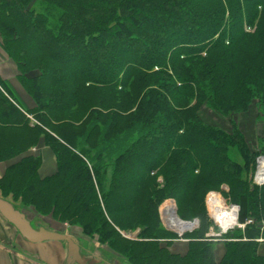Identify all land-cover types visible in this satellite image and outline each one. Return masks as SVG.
<instances>
[{"label": "trees", "instance_id": "trees-1", "mask_svg": "<svg viewBox=\"0 0 264 264\" xmlns=\"http://www.w3.org/2000/svg\"><path fill=\"white\" fill-rule=\"evenodd\" d=\"M0 39L32 104L0 77V162L39 142L55 158L46 177L40 156L10 164L2 199L12 191L128 264H264L253 241L223 243L215 262L199 231L171 253L176 236L157 212L171 198L197 213L203 192L225 184L240 222L264 221V186L250 180L264 153L252 158L236 127L198 115L204 103L227 115L253 101L264 113V0H0ZM257 201L260 214L244 212ZM133 229L138 240L120 234ZM259 235L257 225L234 233Z\"/></svg>", "mask_w": 264, "mask_h": 264}, {"label": "rangeland", "instance_id": "rangeland-1", "mask_svg": "<svg viewBox=\"0 0 264 264\" xmlns=\"http://www.w3.org/2000/svg\"><path fill=\"white\" fill-rule=\"evenodd\" d=\"M245 30L247 33H252L254 31L253 28H246ZM1 41V39H0ZM245 56L247 57L249 55V52L247 50H244ZM243 51V53H244ZM242 53V55H243ZM8 64H13L15 67V64L10 60V58L6 55V53L3 51V49L0 46V74L5 75L7 73V70H5L3 67L7 66ZM243 65V64H242ZM13 67V68H14ZM15 75L14 77L10 78L11 83L15 86V89L19 92V94L26 100V103L29 107L32 106L31 103H28L27 96L22 92V88L18 83L15 81V76L17 74V70L15 67ZM32 74V73H28ZM80 86L76 83L69 85L70 88ZM82 86V85H81ZM194 103V102H193ZM199 119L203 124L206 125H213L217 128H220L224 130L225 132H232V128L236 127L237 130L243 135V138L245 142L248 145L249 151L251 154H253L252 158H255V156L258 153H264V150L262 149V144L264 142V113L263 109L260 105H258L255 101L249 103L245 106L244 109H241L236 112H230L227 115H223L221 112L217 111L215 108L211 107L209 104L204 103L198 112ZM28 119L31 123H35L31 116H28ZM35 155L40 156L41 158V164L42 168H46V172H41L42 176L50 175L49 172L50 168L54 169V159H53V153L51 152L50 148L45 146L42 142L37 143L36 146H28L25 147L24 151L21 152V155L7 161L0 162V174L4 173L6 168L17 161L22 156L26 155ZM230 156L233 160L240 161V158L237 153L230 150ZM53 163V166H52ZM247 166L243 167L242 173L246 172ZM39 171V170H38ZM242 178H244V175H242ZM216 189H206L203 192L202 196V208L197 213H189L184 214L182 212V209L178 212L177 204L176 202L171 198H164L161 200V202L157 206V212L159 216L160 223L162 224V228H165L168 233L173 235L174 237L177 234V230H179L178 233L187 235L186 237H189L191 234L195 233L196 231H199V233L202 234L203 239L209 236V234H212L213 232L218 233V227L214 225L212 222V219L210 217V212L207 207V195L210 192H215L220 195V197L226 202L230 203L228 201L229 197L225 194L228 192V187L224 184L220 187V189H217L216 191H211ZM209 191V192H208ZM13 192H6L4 195V199H6L8 202H10L13 207H15L17 210L21 211L25 214L26 218L31 222V225L34 228H45L49 231H55L62 234L71 235L76 241L78 246L80 247V251L84 254L86 258L93 259L96 264H128L126 260L123 259L120 255L112 252L109 248H107L104 244H101L97 242L95 239H92L90 237H85L81 234L79 228L77 226L68 225L67 223H62L57 221L56 219L52 218L50 215H42L37 214L31 208L30 206L25 205V202L22 201L19 197H13ZM1 191H0V198H1ZM230 200V199H229ZM169 203V204H168ZM254 205L253 208H251ZM167 206V207H166ZM166 207L169 212L171 211L174 217L175 224L173 227V224H169V222H164V210L163 208ZM175 207V208H174ZM173 208V209H172ZM244 212H249L248 214H260L262 211V203H259L258 201L255 203H252L250 205H246L243 207ZM170 212V213H171ZM204 217L208 218L209 225L207 224L206 227L202 229L201 226V219ZM1 218V216H0ZM2 219V218H1ZM3 220V219H2ZM166 223V224H165ZM193 223L195 225V229H193L190 233L186 232L189 229H192ZM164 226V227H163ZM216 227V229H214ZM181 228V230H180ZM171 229V230H170ZM212 229V230H211ZM215 231H214V230ZM138 233L139 229H133V230H127L124 232H120L124 238H126L129 241L138 240ZM183 235V236H184ZM262 238L264 239V232L262 233ZM175 240H172L171 246L169 247V251L171 253H175L180 251V247H184L187 250V244L184 242V239L192 240L189 238L183 237L182 239L174 238ZM201 239V240H203ZM255 239V238H251ZM196 240V239H194ZM23 239L19 237L18 241L15 243V247L19 248L22 246ZM255 242V241H254ZM213 247H217L218 245L225 249V246L222 242H211ZM162 246H165V243H162ZM256 252L257 254L263 256L264 254V241L260 243H256ZM264 257V256H263Z\"/></svg>", "mask_w": 264, "mask_h": 264}, {"label": "crops", "instance_id": "crops-1", "mask_svg": "<svg viewBox=\"0 0 264 264\" xmlns=\"http://www.w3.org/2000/svg\"><path fill=\"white\" fill-rule=\"evenodd\" d=\"M13 67V64H8L7 66L3 67L5 70H7V73H5V75L0 74V77L11 82L10 78H12V76L14 77L15 75V67ZM53 159L54 169H52L51 167L49 171L52 173L55 171L54 156ZM46 170V168H42L41 164L38 171L39 176L46 177L41 175V172H46ZM52 173H50V175ZM1 176L2 173L0 174V177ZM19 237L20 236L17 231L0 218V264H65L66 245L64 243L48 241L38 244H32L29 242H23L22 246L19 249L15 247V243L18 241ZM179 250L180 251L175 253L183 255L186 252V249L184 247H180ZM223 254V247L221 248L219 245L215 247V262H219ZM262 255L264 256V254ZM87 259L88 261L91 260V258Z\"/></svg>", "mask_w": 264, "mask_h": 264}, {"label": "water", "instance_id": "water-1", "mask_svg": "<svg viewBox=\"0 0 264 264\" xmlns=\"http://www.w3.org/2000/svg\"><path fill=\"white\" fill-rule=\"evenodd\" d=\"M0 216L26 242L32 244L48 241L64 243L66 245L65 264H95V261H88L80 255L77 241L71 235L49 231L42 227L34 228L24 213L15 209L10 202L2 198H0Z\"/></svg>", "mask_w": 264, "mask_h": 264}, {"label": "built area", "instance_id": "built-area-1", "mask_svg": "<svg viewBox=\"0 0 264 264\" xmlns=\"http://www.w3.org/2000/svg\"><path fill=\"white\" fill-rule=\"evenodd\" d=\"M262 161H264V156H262V155H259V156H257L255 158V161H254V170H253V173L250 176L251 184L254 185V186H257V187L264 186V166H262V164H261ZM213 193H215V192H210L207 195V207H208V209H209V205H208L209 199H208V196L210 194H213ZM215 194H218V193H215ZM223 202H224V205H226L228 207L235 208V211H236L235 220H234V222L232 223L231 226H228L227 229H223L220 225H218L214 221V219L212 218L211 213H210V217L212 219V222L214 223V225L216 227H218V229H217L218 230V233L213 232L212 234H209L208 237H206L205 239H203L204 241H208V242H210V241L213 242L214 241V242H222V243H225V242H235V241H253V242L255 241V243H260V242H263L264 241V239L262 238V233L264 231V221H261V222L256 223L253 218H247L243 222H240L239 221V207L237 205H235V204L226 203L224 200H223ZM209 212H210V209H209ZM252 225H257L258 228L260 229V235L258 237H256L255 239H247V238H237V237H234V233L235 232L240 231L242 233L245 230L246 227H250ZM161 226H162V224H161ZM216 227L214 229H216ZM193 229H195L194 223H193L192 229H189L186 232L190 233ZM184 234H185V232L182 235H179L177 233L176 234V238L180 240V239H182L184 237L183 236ZM172 240H175V239H171V240H167V241H172ZM184 242L188 243L189 240L184 239Z\"/></svg>", "mask_w": 264, "mask_h": 264}, {"label": "bare ground", "instance_id": "bare-ground-1", "mask_svg": "<svg viewBox=\"0 0 264 264\" xmlns=\"http://www.w3.org/2000/svg\"><path fill=\"white\" fill-rule=\"evenodd\" d=\"M261 164L262 166H264V161H262ZM208 199H209L208 205L212 218L223 229H227V227L231 226L235 220V215H236L235 208L224 205V202L219 194H215V193L210 194L208 196ZM166 207H164L163 210ZM170 212L167 209L164 210V220L165 222H169V224H173L172 222H174V217L172 212L171 213ZM174 225L175 224H173L172 226L175 227ZM178 232L179 230H177V233ZM178 234L182 235L181 233Z\"/></svg>", "mask_w": 264, "mask_h": 264}, {"label": "flooded vegetation", "instance_id": "flooded-vegetation-1", "mask_svg": "<svg viewBox=\"0 0 264 264\" xmlns=\"http://www.w3.org/2000/svg\"><path fill=\"white\" fill-rule=\"evenodd\" d=\"M30 222V221H29ZM30 224H31V222H30ZM79 251H80V247H79ZM80 255L82 256V257H84L85 259H87L85 256H84V254L80 251ZM88 260V259H87ZM91 260H93V259H91ZM94 261V260H93ZM96 263V262H95Z\"/></svg>", "mask_w": 264, "mask_h": 264}]
</instances>
